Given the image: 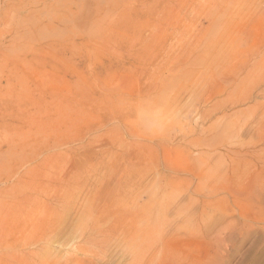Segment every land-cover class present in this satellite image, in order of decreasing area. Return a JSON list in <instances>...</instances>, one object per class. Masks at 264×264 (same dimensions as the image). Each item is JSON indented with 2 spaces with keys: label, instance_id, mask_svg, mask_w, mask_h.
Masks as SVG:
<instances>
[{
  "label": "rangeland",
  "instance_id": "rangeland-1",
  "mask_svg": "<svg viewBox=\"0 0 264 264\" xmlns=\"http://www.w3.org/2000/svg\"><path fill=\"white\" fill-rule=\"evenodd\" d=\"M0 264H264V0H0Z\"/></svg>",
  "mask_w": 264,
  "mask_h": 264
},
{
  "label": "bare ground",
  "instance_id": "bare-ground-1",
  "mask_svg": "<svg viewBox=\"0 0 264 264\" xmlns=\"http://www.w3.org/2000/svg\"><path fill=\"white\" fill-rule=\"evenodd\" d=\"M253 153V152H252ZM236 156V155H235Z\"/></svg>",
  "mask_w": 264,
  "mask_h": 264
}]
</instances>
